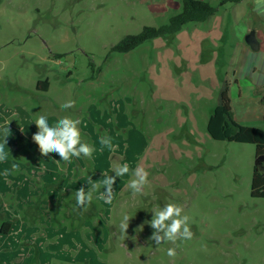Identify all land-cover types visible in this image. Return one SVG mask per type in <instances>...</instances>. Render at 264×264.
Masks as SVG:
<instances>
[{"label":"rangeland","instance_id":"rangeland-1","mask_svg":"<svg viewBox=\"0 0 264 264\" xmlns=\"http://www.w3.org/2000/svg\"><path fill=\"white\" fill-rule=\"evenodd\" d=\"M210 1L220 8L221 1ZM181 5L0 0V143L11 120L9 157L0 162V264H264V199L251 196L256 146L209 136L208 120L190 109L195 88L187 63L178 65L176 37L150 40L129 53L111 51L145 26L168 24ZM45 80L48 92L37 88ZM68 100L74 107L61 109ZM18 109L32 118L23 120ZM38 115L50 125L65 116L85 121L81 139L94 148L91 158L42 156L32 140ZM102 135L115 152L101 151ZM114 162L127 163L130 172L116 178L112 203L97 198L102 187L87 211L77 207L75 192L87 191L89 177L114 176ZM259 162L264 172V158ZM137 166L148 171L150 184L133 195L128 184ZM167 203L190 217L193 237L177 241L179 247L156 245L154 229L144 223ZM125 214L132 217L126 234L119 227ZM4 222L12 224L6 236ZM169 248H176L174 259Z\"/></svg>","mask_w":264,"mask_h":264},{"label":"crops","instance_id":"crops-1","mask_svg":"<svg viewBox=\"0 0 264 264\" xmlns=\"http://www.w3.org/2000/svg\"><path fill=\"white\" fill-rule=\"evenodd\" d=\"M203 1L213 5L210 0ZM218 1L222 4L224 0ZM220 8L203 23L185 25L175 38L180 53L176 58L178 65L181 67L187 63L185 65L191 72L188 79L193 81L191 86L195 88V100L188 97L190 109L196 112V117L202 114L209 120L213 112L209 115L207 107L214 99L215 91L219 100L225 80L230 85L234 120L244 127L263 129L264 0L229 1ZM224 18L227 19L225 24ZM251 32L258 42V50H252L246 43ZM18 112L23 120L32 118L26 109H18ZM79 126L81 132L88 131L85 121H81ZM70 168L74 167L70 165Z\"/></svg>","mask_w":264,"mask_h":264},{"label":"clouds","instance_id":"clouds-1","mask_svg":"<svg viewBox=\"0 0 264 264\" xmlns=\"http://www.w3.org/2000/svg\"><path fill=\"white\" fill-rule=\"evenodd\" d=\"M75 102L72 100L65 101L61 104V109H69L74 107ZM11 120L5 121L4 137L7 138L10 135L9 123ZM38 131L33 134L32 140L38 145L39 152L42 156H47L50 153H57L61 158V161L68 162L71 157L79 158L83 155L86 158H91L94 148L86 142H82L81 132L78 127L79 121L65 116L59 118L54 124L50 125L46 115H38L34 121ZM22 131V130H21ZM4 138L3 143H0V162L6 161L9 157V152L5 151V145L7 143ZM100 144L103 147H107L110 151L115 152L116 146L112 144L111 138L107 136L100 137ZM59 163L60 161H55ZM12 170H18V165L13 164ZM113 172L115 175L103 174V179L99 182H95L89 177V187L86 191L85 187H80L75 192V200L77 207L83 211H87V206L91 204L93 200V194L98 192L102 187L103 192H100L97 197L103 200L106 204H111L113 200V186L116 183L117 177H122L129 174L130 167L127 163L120 164L113 163ZM10 173L5 169L3 175L8 176ZM133 179L130 180L128 187L131 189L133 195L141 194L146 186L150 184L148 179L149 173L143 166H137L131 171ZM153 216L150 221H145V224H149L154 229L150 240L154 241L156 245L161 243L171 242L177 244V241L190 240L193 237V233L190 230L189 222L190 217L184 213L182 206L167 203L164 206L152 211ZM132 217L125 214L119 227L123 233L126 234L129 227V221ZM140 230L143 229V224L139 226ZM167 255L170 258L177 256L176 248H169Z\"/></svg>","mask_w":264,"mask_h":264},{"label":"trees","instance_id":"trees-1","mask_svg":"<svg viewBox=\"0 0 264 264\" xmlns=\"http://www.w3.org/2000/svg\"><path fill=\"white\" fill-rule=\"evenodd\" d=\"M239 2L240 0H224L227 2ZM218 8L203 0H182L181 12L172 16L168 24L155 26H145L139 34L129 35L112 47L114 53H129L142 44L154 39L172 40L183 27L189 23H203L214 16ZM61 58V55H58ZM91 67H93L91 65ZM37 88L47 92L49 90L48 80L39 81ZM209 136L219 142H235L252 144L256 146V158L264 157V128L256 129L239 125L233 118L230 85L223 81L220 89L218 104L210 116L207 124ZM251 196L253 198L264 199V172L254 167L251 183ZM12 224L4 222L1 226L2 235L10 233Z\"/></svg>","mask_w":264,"mask_h":264},{"label":"water","instance_id":"water-1","mask_svg":"<svg viewBox=\"0 0 264 264\" xmlns=\"http://www.w3.org/2000/svg\"><path fill=\"white\" fill-rule=\"evenodd\" d=\"M246 43L248 44V46L252 49V50H258V42L256 41L255 37H254V32H251L247 37H246ZM264 157H261L259 159H257V164L256 166H258V164L260 163L259 160L263 159Z\"/></svg>","mask_w":264,"mask_h":264}]
</instances>
